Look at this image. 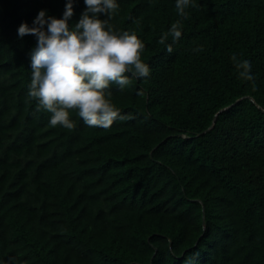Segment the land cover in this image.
<instances>
[{
	"label": "trees",
	"instance_id": "obj_1",
	"mask_svg": "<svg viewBox=\"0 0 264 264\" xmlns=\"http://www.w3.org/2000/svg\"><path fill=\"white\" fill-rule=\"evenodd\" d=\"M67 2L0 0V264H264V0H195L187 19L177 0H117L110 24L150 75L110 87L130 119L71 111L72 131L27 97L37 38L18 36Z\"/></svg>",
	"mask_w": 264,
	"mask_h": 264
},
{
	"label": "clouds",
	"instance_id": "obj_2",
	"mask_svg": "<svg viewBox=\"0 0 264 264\" xmlns=\"http://www.w3.org/2000/svg\"><path fill=\"white\" fill-rule=\"evenodd\" d=\"M74 2L68 0L62 18L41 10L32 26L22 23L18 28L20 38L26 35L37 38L30 54L32 78L27 97L37 102V112L51 114V127L74 130L76 124L70 112L75 111L87 126L108 129L117 119L131 118L122 115L111 102V85L116 84L123 90L133 79L150 75L149 65L141 58L145 45L135 32H118L110 24L120 7L117 0H84L86 10L70 26ZM194 7H197L195 0L176 2L178 15L184 19L189 15L186 9ZM101 14L107 18L100 19ZM169 35L174 43L180 39L179 20L159 43L165 44ZM167 51H173L171 44L167 45ZM232 60L237 69H242L241 78L254 79L250 61L237 62L235 55Z\"/></svg>",
	"mask_w": 264,
	"mask_h": 264
},
{
	"label": "water",
	"instance_id": "obj_3",
	"mask_svg": "<svg viewBox=\"0 0 264 264\" xmlns=\"http://www.w3.org/2000/svg\"><path fill=\"white\" fill-rule=\"evenodd\" d=\"M215 121V120H214Z\"/></svg>",
	"mask_w": 264,
	"mask_h": 264
}]
</instances>
